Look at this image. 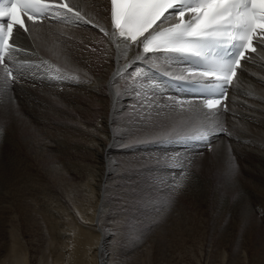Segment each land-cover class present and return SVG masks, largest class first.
<instances>
[{"label":"bare ground","instance_id":"bare-ground-1","mask_svg":"<svg viewBox=\"0 0 264 264\" xmlns=\"http://www.w3.org/2000/svg\"><path fill=\"white\" fill-rule=\"evenodd\" d=\"M63 1L82 18L60 9L52 19L29 22L28 32L14 31L18 51L12 53L11 60L6 58L14 76L7 83L0 82V108L7 112L5 115L0 110V113L23 120L31 129L35 128L37 136L22 137L27 149L32 150L25 155L10 133L1 139V144L4 142L8 149L1 150L0 157L8 160L6 164L16 160L34 172L63 169L58 178L65 182L63 177L67 176V185L87 186L90 194L100 191L107 183L106 160L130 126L122 123L118 110L135 102L146 114L164 116L174 122V129L179 130L176 136L179 142H188L187 148L195 153H206L205 158L212 157V166L222 175V181L215 185L209 176L211 173L206 178L201 172L195 173L193 183L187 172L178 181V197L193 205L195 211H185L183 203L179 204L180 199L167 203L168 208L164 205L174 220L194 214L213 221L211 246L200 249L197 264H264V252L253 234L264 217V46L259 43L255 53L241 61L226 108L209 110L203 107L202 100L166 82V76L191 78L184 75L176 56L162 52L145 54L141 45L127 46L112 36L109 0ZM138 56L144 59H137ZM0 76H3L2 66ZM103 107L107 108L105 114ZM223 126H226L225 133ZM201 128L208 133L207 139L192 138L195 130ZM185 135L189 136L188 140L183 139ZM180 150H176L178 155L189 157ZM44 153L51 156L37 158ZM30 154L34 160L29 159ZM49 158L61 160L48 164ZM70 172L78 179L67 175ZM35 179L38 189L41 187L39 197L30 201L15 198V201H6L10 205L2 206L8 221L4 226L8 227L0 264H114L105 261L104 238L98 240L85 226L77 230L67 224L60 211L64 210L63 189L58 186L60 190L57 187L55 191L56 182L50 183L45 177ZM68 193L71 194L70 190L63 193L66 200L71 197ZM245 196L249 197L248 203ZM103 202L101 198L91 208L93 215L98 208L92 219L97 226L96 218L102 212ZM225 217H228L227 223ZM41 227L49 233L47 247L42 248L37 234ZM146 252L150 253L151 249ZM85 256H88L86 261ZM171 257V253H165L162 264H171ZM144 259L140 264H147L150 257Z\"/></svg>","mask_w":264,"mask_h":264},{"label":"rangeland","instance_id":"rangeland-1","mask_svg":"<svg viewBox=\"0 0 264 264\" xmlns=\"http://www.w3.org/2000/svg\"><path fill=\"white\" fill-rule=\"evenodd\" d=\"M48 23L50 24V22H47V24ZM126 91L127 90H125V92ZM126 94H128V92H126ZM0 110L5 112L3 108H0ZM123 110L125 111L122 113ZM103 111L104 114L107 113V108L103 107ZM6 113L7 112H5V115ZM118 113V117L122 120V123H124L126 127L128 125L130 126L127 127L126 136L119 140L122 144L116 142V147H112V151L116 152L111 153V156L106 160L105 167L108 170L105 176L106 185L101 187L100 191L95 190L92 194L87 191V186L79 188L74 186L73 188V186L67 185L66 173H64L66 177H63L65 178V182L64 180H60L58 177L61 175L60 173L62 171L64 172L63 169L49 172H34V170L29 171L23 164H17L18 162L16 160H14V163L10 161L6 164L8 160H4V157H0V259L2 258V251L6 248L4 236L5 230L8 227H5V223H8V221L5 220L2 213V210H4L3 207L9 204L6 203V201L11 202L15 198H18V200L25 198L24 201H30L32 198L39 197L41 194V187L38 189V184H36L37 180L35 178L45 177L50 183L53 182L54 184L56 182L57 186L54 187L55 191L58 186L63 189V192H61V199L64 200L62 204L64 210L60 211L67 224L70 227H76L77 230H81L83 226H85L89 234L94 236L97 235L96 237H98V240L101 241V238H104L103 246L107 254L105 256L106 262H113L114 264H140L145 260V257L148 258L149 256V261L145 263L162 264L164 254L171 253V264H197L196 257L200 249L204 248V250H207L211 246V226L213 221H211L209 217L198 218V216L194 214L191 216L190 213L191 211H195V207L189 203H185V200L183 201L178 197L177 189L180 184L179 180L189 173L191 176H189V178L195 183V173L200 175L199 172H201L205 174V178L211 173L209 176L215 185L222 181V175L212 166V157V159L210 157L205 158L206 153H195L193 149L187 148L188 142H179L178 137H176L177 134H179V130L174 129L172 124L174 122H171V120L168 121L164 116L157 117V115L153 113L146 114L145 109L135 102L132 104L128 103L125 107L121 106ZM126 114L128 115L126 116ZM5 115L0 113V153L1 150L4 152L8 149L4 142L1 144V139H5V137L9 136L11 133L19 146L23 148L22 150L25 151V155L29 154L32 150L29 151L27 149L28 147L22 142V137L37 136L35 128L31 129L24 124L25 122L23 120L20 121V119L18 120V118L12 117L11 115ZM130 115L133 116V118ZM13 119L14 121H12ZM166 125L168 128L170 126V129H168ZM31 127L33 126L31 125ZM222 130L225 133L226 126H223ZM163 132L165 135H163ZM155 136H158V139ZM183 139L188 140L189 136L185 135ZM176 150H180L189 157H182V154L178 155ZM28 156L29 159L34 160L31 154ZM50 156V153H44L37 158L40 157V159L43 160ZM47 160L49 164L61 159L49 158ZM196 164H198V166H195ZM40 165L43 166V163ZM210 166L214 169H211ZM206 170L208 174H206ZM67 175H72V177L74 176L78 179V177L71 172ZM178 175H180V178ZM40 183L44 184V181L41 180ZM59 187L57 188L58 190H60ZM65 190H70L71 194L68 193L69 196L72 197H70V200L64 198L65 194L63 193ZM101 198L104 202L101 204L102 212L100 216L96 218V222L99 224L97 226L92 219L95 218L98 208L94 215L91 208H95ZM179 199L180 201L182 200V202L178 203H183L181 206L184 207V210L186 209L188 210L187 212H190V216H185V219L183 217L182 219L174 220L169 213L166 212V208H168L166 205L167 203L170 205L173 201L175 202ZM244 199H247L246 203H248L249 197L247 198V196H245ZM251 204L250 208H253V204ZM80 215L83 221L80 220ZM225 218H227L225 219L227 223L228 217ZM260 219V225L255 226L253 234L255 233L254 236L257 237L258 243H260L259 248L264 252L262 248L264 247V217ZM2 229H4L3 232ZM238 229L241 230V226ZM45 231L46 230L41 227V229H38V233L36 232L41 238L40 248L47 245L48 232ZM33 233L36 234L34 231ZM189 245H191V248H189ZM149 249H151V252L147 253L146 250ZM191 251H193L194 254H192ZM105 252L101 255L102 257H104ZM87 259L88 256H85L84 260L86 261Z\"/></svg>","mask_w":264,"mask_h":264},{"label":"snow or ice","instance_id":"snow-or-ice-1","mask_svg":"<svg viewBox=\"0 0 264 264\" xmlns=\"http://www.w3.org/2000/svg\"><path fill=\"white\" fill-rule=\"evenodd\" d=\"M60 9L82 18L63 2L0 0V82L7 83L12 78V69L4 61L11 60L12 53L18 51L14 29L29 30L22 15L35 24L58 15ZM110 16L112 36L127 46L142 45L145 54L162 52L205 69L193 75L218 82L208 92L213 96L225 94L241 58L247 59L245 53L249 50L255 53L253 40L264 46V0H110ZM170 20L175 22L162 27ZM205 103L211 109L220 100L209 99ZM207 135L201 128L195 130L192 138L207 139Z\"/></svg>","mask_w":264,"mask_h":264}]
</instances>
